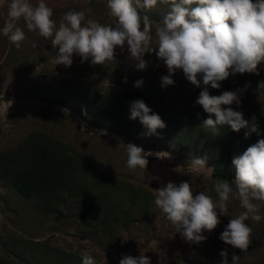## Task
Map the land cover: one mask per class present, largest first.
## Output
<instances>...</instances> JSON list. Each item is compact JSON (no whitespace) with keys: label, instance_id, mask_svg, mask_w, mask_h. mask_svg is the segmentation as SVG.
<instances>
[{"label":"rangeland","instance_id":"1","mask_svg":"<svg viewBox=\"0 0 264 264\" xmlns=\"http://www.w3.org/2000/svg\"><path fill=\"white\" fill-rule=\"evenodd\" d=\"M31 2L35 4L37 0ZM45 2L53 10H58L53 16L57 22L72 7L76 11L90 8L87 18L102 24L110 22L107 0ZM9 3L10 0H0V29L8 19ZM167 11V5L158 3L147 14L160 21ZM140 14L144 12L140 10ZM16 26L26 35L19 48L0 31V153L20 151L27 143L33 145L36 140L50 141L68 154L79 155L84 163L96 165L113 185L120 186L122 193L107 198L110 210L117 209L120 217H110L102 231L101 211L92 214L90 210L84 215L87 207L81 208L83 199L64 195L59 210L47 214L36 205L35 199L23 198L8 180L0 176V251L1 247H12L15 242L27 245L37 250L33 252L37 255L36 260L43 255L38 264H82L81 253L85 251L97 264H119L122 255L137 257L141 253L150 258V264H222L220 253L227 250L229 264H232L233 253L240 256L238 264H264V207L261 208L260 222L246 221L252 227L253 235L248 251L244 253L219 238V230L227 225L231 216H220V224L211 233H203L207 240L193 244L175 232L154 204V190L168 182L178 185L187 181L194 195L203 191L216 198L213 186L216 179L212 172L197 173L188 167L191 159L206 158V167L213 168V155L179 146L161 134L162 131L145 134L147 129L139 119H130L129 108L126 115L123 113L118 118L106 116V110L101 114L87 110V102L95 93L110 95L130 84L134 86L142 79L141 90L151 89L145 92L147 97L136 99L143 100L152 113L164 121L171 110L174 109V113L180 111L177 100L187 87L198 97L200 87L191 84L182 70L172 76L174 85L162 87L161 77L168 72L154 53L145 54L150 64L143 71L135 70L128 60L127 50L121 53L119 49L116 50V61L104 65H93L90 60L81 63V58L76 55L71 67L55 65L53 60L57 50L50 41L29 32L23 19ZM95 68L100 72H93ZM258 70L259 75L253 74L249 82L256 90L258 105L264 108V93H257L259 82L264 81V64L259 65ZM246 74L238 77H246ZM222 107L236 111L233 105ZM201 111L204 112L203 108ZM129 143L142 147L145 154L151 153L146 155V169L130 170L127 167L125 145ZM241 154L242 150L234 149L229 154V161ZM127 189L138 192L139 197L133 204L126 201L124 191ZM138 200H142L141 205L137 204ZM241 211L238 201L229 203V212L233 216Z\"/></svg>","mask_w":264,"mask_h":264},{"label":"clouds","instance_id":"2","mask_svg":"<svg viewBox=\"0 0 264 264\" xmlns=\"http://www.w3.org/2000/svg\"><path fill=\"white\" fill-rule=\"evenodd\" d=\"M158 3L167 5L168 11L160 21H155L147 13ZM107 9L110 22L106 24L87 18L90 8L69 10L57 22L45 0L35 4L31 0H10L8 19L0 31L19 48L26 35L16 25L23 19L29 32L49 40L57 50L53 63L65 67H71L74 55L81 58V63H111L116 61L119 49L121 53L127 50L131 66L143 71L150 64L145 54L154 53L168 72L161 77L162 87L174 85L172 76L178 70L196 87H201L202 82L204 87L196 104L208 114L202 122L206 131L218 135L219 127L227 125L235 132L247 129L246 138L252 133L260 134L255 115L250 122L240 111L222 107L239 104L240 89L214 96L208 86L219 89L222 81L236 74L259 75L258 66L264 64V0H107ZM142 84V79L137 80L134 87ZM257 91L264 93V81L259 82ZM137 118L147 129V135L166 127L143 100L130 106V119ZM125 146L127 167L146 169V155L151 153L145 154L142 147L131 143ZM232 165L235 178L231 182L223 178L213 182L216 198L203 191L194 195L187 181L178 185L168 182L154 190V204L186 242L206 241L203 233H211L220 224V216H231L219 238L247 253L253 229L246 221L260 222L264 207V139L235 156ZM188 167L197 173L214 170L206 167V158H193ZM231 201H238L243 211L233 216L229 212ZM220 255L222 264H229L227 250ZM81 256L82 264H96L87 251ZM231 260L238 264L240 256L233 253ZM119 264H150V258L143 253L137 257L122 255Z\"/></svg>","mask_w":264,"mask_h":264},{"label":"trees","instance_id":"3","mask_svg":"<svg viewBox=\"0 0 264 264\" xmlns=\"http://www.w3.org/2000/svg\"><path fill=\"white\" fill-rule=\"evenodd\" d=\"M74 9L72 7L70 10ZM67 11L69 10L65 12ZM53 12L56 16L58 10H53ZM92 71L100 72L98 68L92 69ZM238 75L229 76L227 80L222 81L219 89H212L208 86L209 91L212 93L211 95L218 96L224 91L240 89V103L234 102L232 105L235 106L236 111L243 114L245 120L251 122L255 115L256 123L259 126V135L252 133L246 138L247 129L235 132L227 125L219 127L218 135H212L210 130L206 131L202 122L208 117V114L201 111L202 106L196 104L197 93L190 87H187L178 97L177 103L180 111L174 113V109L171 110V114L164 120L166 127L157 129L179 146L213 155L215 162L212 177L215 179L235 178V169L232 162L229 161L230 152L234 149L244 152L259 139H264V108L258 105L256 90L251 88L252 83L249 82V79L253 78V74L247 73L246 77L244 75L238 77ZM133 87L130 84L121 91H115L110 95L95 93L92 99L90 98L87 102V110L94 114H101L106 110L105 114L110 118H118L123 113L126 115L127 108L130 109L131 104L138 100L136 98L147 97L144 94L151 89L148 87L141 90V87ZM203 87L201 82V91ZM173 104L176 106V102ZM82 160L84 161L79 155L68 154L53 142L46 141L44 143L42 140H36L33 145L27 143V146L20 151L0 153V176L8 180L23 198L35 199L36 205L47 214L59 210L60 204L65 199L64 195L83 199L81 208L87 207L83 212L84 215L90 210L92 214L101 211L103 231L106 229V221L110 217L114 219L120 217L119 211L116 212L117 209L116 211L110 210V203L106 202L107 198L117 196L122 191L120 186L113 185L111 179L96 165L86 161L84 163ZM136 193H138L137 190L132 189L124 191L128 204L129 202L133 204L139 197ZM142 198H144L142 200L145 205V194L142 195ZM142 200H138L137 204L141 205ZM137 204L136 206H138ZM225 227L223 226V228ZM222 229L219 230L220 233L223 232ZM32 249L18 242L13 243L12 247H1L0 264H38L44 257L42 255L39 260H36L37 255L33 252L37 250Z\"/></svg>","mask_w":264,"mask_h":264}]
</instances>
